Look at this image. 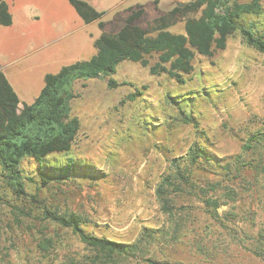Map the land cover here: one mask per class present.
I'll use <instances>...</instances> for the list:
<instances>
[{
    "label": "rangeland",
    "instance_id": "obj_1",
    "mask_svg": "<svg viewBox=\"0 0 264 264\" xmlns=\"http://www.w3.org/2000/svg\"><path fill=\"white\" fill-rule=\"evenodd\" d=\"M3 1L13 23H0V69L22 108L47 73L91 58L103 29L99 20L84 22L68 0ZM87 1L104 12V31H119L139 12L135 23L154 35L156 19L193 0ZM186 18L167 29L186 33ZM193 63L184 83L127 60L112 76L122 83L116 88L107 77L73 83L80 129L71 155L90 164L92 175L27 183L25 194L0 177V264H264V53L236 31L225 49L197 54ZM195 143L224 165L197 170L188 182L174 160L192 168L187 153ZM24 167L35 174L32 160ZM168 175L178 188L161 199ZM46 209L81 215L88 233L141 250L99 258L71 228L45 219Z\"/></svg>",
    "mask_w": 264,
    "mask_h": 264
},
{
    "label": "trees",
    "instance_id": "obj_2",
    "mask_svg": "<svg viewBox=\"0 0 264 264\" xmlns=\"http://www.w3.org/2000/svg\"><path fill=\"white\" fill-rule=\"evenodd\" d=\"M86 23L99 20L103 33L95 40L96 52L91 58L78 60L63 66L57 73H47L44 86L31 103L20 107V97L4 71L0 69V177L17 193L25 194L27 183L49 186L52 183L68 184L88 173L91 165L80 163L71 155V150L80 129V120L72 114L71 103L77 94L72 87L78 80L100 77L108 78V86L116 88L122 83L112 76L122 61H132L149 66L154 75L167 73L179 83L185 75L194 71L197 54L213 57L227 46L228 38L240 31L247 43L264 53V0H193L184 6H175L155 20L154 35L135 23L139 12L130 16L117 32L104 31L105 23L100 20L104 12L97 10L87 0H68ZM141 13V12H140ZM197 14L195 17H188ZM177 17H187L186 33H176L168 28ZM0 23L11 25L13 15L8 4L0 0ZM158 55L151 64L149 57ZM134 94V93H133ZM134 95L128 99H134ZM257 140L256 134L250 137ZM192 168H183L175 159L178 176L188 182L196 171L216 173L213 166L218 157L198 143L187 153ZM32 160L35 174L29 175L25 161ZM190 169L188 171L187 169ZM173 175L163 179L158 196L165 199L170 187L178 188ZM45 219L69 227L89 245L99 258L113 256H137L141 250L137 244H129L107 237L88 233L83 227V217L75 213H57L45 210ZM51 240V238H49ZM47 241H50V240ZM103 261V260H102Z\"/></svg>",
    "mask_w": 264,
    "mask_h": 264
},
{
    "label": "water",
    "instance_id": "obj_3",
    "mask_svg": "<svg viewBox=\"0 0 264 264\" xmlns=\"http://www.w3.org/2000/svg\"><path fill=\"white\" fill-rule=\"evenodd\" d=\"M179 6H181V7L184 6V3H181Z\"/></svg>",
    "mask_w": 264,
    "mask_h": 264
},
{
    "label": "crops",
    "instance_id": "obj_4",
    "mask_svg": "<svg viewBox=\"0 0 264 264\" xmlns=\"http://www.w3.org/2000/svg\"><path fill=\"white\" fill-rule=\"evenodd\" d=\"M45 78V77H44ZM12 83V82H11ZM14 86V85H13ZM15 87V86H14ZM16 89V88H15Z\"/></svg>",
    "mask_w": 264,
    "mask_h": 264
}]
</instances>
